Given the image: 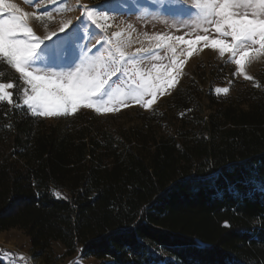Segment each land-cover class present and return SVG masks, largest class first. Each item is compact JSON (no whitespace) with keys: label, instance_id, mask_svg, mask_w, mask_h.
<instances>
[{"label":"trees","instance_id":"16d2710c","mask_svg":"<svg viewBox=\"0 0 264 264\" xmlns=\"http://www.w3.org/2000/svg\"><path fill=\"white\" fill-rule=\"evenodd\" d=\"M257 76L235 97L191 79L119 132L0 102V231L20 230L37 256L59 243L98 264H264ZM0 82H18L4 63Z\"/></svg>","mask_w":264,"mask_h":264},{"label":"snow or ice","instance_id":"6c2138e0","mask_svg":"<svg viewBox=\"0 0 264 264\" xmlns=\"http://www.w3.org/2000/svg\"><path fill=\"white\" fill-rule=\"evenodd\" d=\"M25 2L32 4L35 0ZM59 3L58 12L72 10L68 0ZM152 3L153 14L165 18L162 22L172 18L183 29L191 30L183 35H146L148 44L130 54L126 51L130 33L127 39L123 31L108 34L112 27L109 13L123 14L112 0H103L93 7L85 5L78 23L62 19L57 30L44 36L37 35L30 22L51 21V12L35 15L10 0H0V63L18 73L23 83L22 97L17 102L9 91L14 84L0 82V102L26 109L31 116L40 118L74 115L81 109H92L97 114L113 113L130 103L150 109L158 96L175 87L185 59L197 45L213 49L221 57L227 54L228 62L236 66L234 75L253 79L246 74L245 67L264 57V0H191L190 4L187 0H152ZM85 25L90 29L89 35H98L92 25L105 33L96 43L103 41L106 51L101 48L93 52L87 44L76 43ZM161 50L164 56L158 54ZM165 59L168 63H163ZM145 60L151 62L150 68L143 66ZM216 91L226 94L229 89ZM259 191L264 194V182L260 183Z\"/></svg>","mask_w":264,"mask_h":264},{"label":"rangeland","instance_id":"374dc122","mask_svg":"<svg viewBox=\"0 0 264 264\" xmlns=\"http://www.w3.org/2000/svg\"><path fill=\"white\" fill-rule=\"evenodd\" d=\"M10 2L16 3L23 10L35 15H42L45 11L51 12L53 16L51 21H44L41 23L33 19L30 22L36 34L44 36L47 32L57 30L59 22L62 19H72L74 24L78 23L79 21L77 18L81 17V11L85 5L93 7L103 3V0H68V6L72 10L65 12H58L56 10L61 7L59 0H35V3L32 4L26 3L25 0H10ZM112 2L119 6L123 14L109 13V23L112 27L109 29L108 34L112 31H123L125 33V38L127 39L130 33L129 46L126 48V51L130 54L135 52L136 48L148 44V41L145 39L146 35L152 36L156 33L183 35L185 31L191 30L183 29L181 25L172 18H168L167 23L162 22L165 19L164 17H157L153 14L155 5L152 3V0H112ZM187 3L190 4L191 0H187ZM130 8L132 9L131 12H129ZM45 24H47V28H45ZM129 25L132 26L131 29H129ZM91 28L95 29V33L98 35H89L90 29L85 25L79 32L81 39L76 41V43L80 45L87 44L88 48L92 49L93 52L101 48L106 51L107 45H105L103 41H101V44L96 43L98 39L105 36V33L101 32L100 29H96L95 25H92ZM177 29H179V31ZM59 35L61 37L64 36L63 33H59ZM186 38L191 39L194 37ZM55 39L56 38L54 37L52 42H54ZM158 54L160 56L165 55L162 50L159 51ZM157 63H159V61H157ZM163 63H168V60L165 59ZM143 66L145 68H150L151 62L145 60ZM6 67L18 76L17 84L13 89H9V91L13 93L14 99L19 101L22 97L23 83L19 79L18 73L11 69L7 64ZM262 68H264V57L246 64L245 72L253 79L245 80L244 77L239 74L234 75L236 72V66L228 62L227 54L224 57H221L217 51L197 45L194 47L192 55L185 59L175 87L166 90L163 95L158 96L155 104L150 109H145L140 105L130 103L128 107L121 108L120 111L113 113L97 114L92 109H81L77 113H91L99 119L101 125L110 131L119 132L132 125H141V123L145 121L141 118L142 114L150 113L153 109L165 107L166 100L172 96L174 91L188 83L191 79L197 80L200 89H203L204 91L209 87L215 91L217 88H228L229 91L226 94H218L235 97L245 88L258 83L257 75ZM76 114L41 119L47 124L62 126L66 119H70ZM168 114L172 115L173 113L169 111ZM21 257H23V259H21ZM0 260L4 264H98V262L92 257H81L79 246L75 248L72 255H66L64 248L59 243H54L50 251L37 256L31 249L29 240L18 229L0 231Z\"/></svg>","mask_w":264,"mask_h":264}]
</instances>
